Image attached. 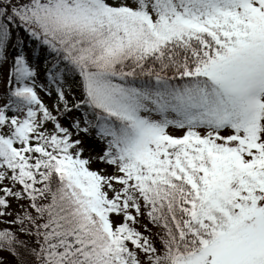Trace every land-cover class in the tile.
<instances>
[{
	"label": "snow or ice",
	"instance_id": "6c2138e0",
	"mask_svg": "<svg viewBox=\"0 0 264 264\" xmlns=\"http://www.w3.org/2000/svg\"><path fill=\"white\" fill-rule=\"evenodd\" d=\"M0 264H264V0H0Z\"/></svg>",
	"mask_w": 264,
	"mask_h": 264
},
{
	"label": "rangeland",
	"instance_id": "374dc122",
	"mask_svg": "<svg viewBox=\"0 0 264 264\" xmlns=\"http://www.w3.org/2000/svg\"><path fill=\"white\" fill-rule=\"evenodd\" d=\"M15 206V205H14Z\"/></svg>",
	"mask_w": 264,
	"mask_h": 264
},
{
	"label": "trees",
	"instance_id": "16d2710c",
	"mask_svg": "<svg viewBox=\"0 0 264 264\" xmlns=\"http://www.w3.org/2000/svg\"><path fill=\"white\" fill-rule=\"evenodd\" d=\"M15 207V206H14Z\"/></svg>",
	"mask_w": 264,
	"mask_h": 264
}]
</instances>
